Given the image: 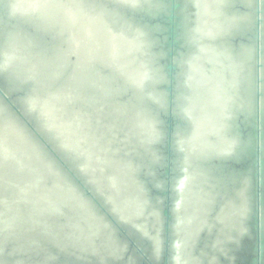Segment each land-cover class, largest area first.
Here are the masks:
<instances>
[{"label":"bare ground","instance_id":"6f19581e","mask_svg":"<svg viewBox=\"0 0 264 264\" xmlns=\"http://www.w3.org/2000/svg\"><path fill=\"white\" fill-rule=\"evenodd\" d=\"M186 4L168 260L238 264L253 238L254 168L231 160L251 153L236 133L255 110V0ZM159 5L0 0V89L19 112L0 98V264H140L118 226L159 264L168 104L162 48L138 16ZM261 33L264 110V19Z\"/></svg>","mask_w":264,"mask_h":264},{"label":"water","instance_id":"95a60500","mask_svg":"<svg viewBox=\"0 0 264 264\" xmlns=\"http://www.w3.org/2000/svg\"><path fill=\"white\" fill-rule=\"evenodd\" d=\"M158 2L163 3V7L160 6L158 12H154L152 10L149 14L138 16L141 18L140 21L145 24L149 30L154 33L155 37H158V41L160 43L159 46L162 48V58L158 60L160 61V66L163 68V72L165 75L164 80L162 81L161 88H163V94L167 95V104H168V114L164 116L166 123V140L164 141V146H162V142L159 143L162 146L161 154L158 153L159 159L158 162L165 161L160 169L158 170L160 182H163L164 189L155 190L157 194H159V200L161 201L164 198L163 206V214L165 217L164 224V249H163V257L161 258L159 264H169L168 254H169V237H170V222H171V197H172V189L171 186L172 180H174L175 174V161L177 155L173 153V130L175 129L174 123H179L181 125L184 122L178 117L174 118L173 109L175 105V93L177 92L175 84L177 83V76L179 74V59L181 58V54L186 52L188 49L187 44H182V38L187 36V19H185V14H187L188 10H185L184 7L186 4V0H158ZM184 5V6H183ZM261 0H255L254 7V15L255 21L253 25V35H251V39L248 43H252L255 49V110L252 117V124L244 125L241 123V119L243 115L239 116L238 121V138L240 140V146L237 150H241L243 146H245L246 141H250V155L245 156L243 154L242 160L232 161L233 166L236 171H244L246 167L250 164L253 166L254 171L252 172V177L254 178V194H255V211L253 214V221L251 222V230L253 233V238H246L245 243L249 244V252L245 251L243 256L245 257L244 262H239L238 264H264V234H261V204L264 203V179H262V173L264 172V144L261 147V143H264V110L261 108L260 96H261V54H262V43L261 40V22L264 18H261ZM162 8V9H161ZM135 9V8H134ZM3 25V24H1ZM243 39V38H242ZM263 80V78H262ZM0 98L5 103L11 107V110L19 115V112L10 101L9 97L5 95V93L0 89ZM175 131V130H174ZM252 133V137L250 134ZM239 145V144H238ZM243 151L241 152V154ZM236 155V154H234ZM174 158V160H173ZM216 163V159L214 160ZM213 161V162H214ZM174 163V170H173ZM214 163V164H215ZM162 188V187H161ZM84 192L88 194L89 190L84 188ZM263 197V200H262ZM117 232L116 236L120 240H125L134 254V256L139 257L140 264H154L144 253L142 250V246L146 245V242L138 244L135 242L122 227H116ZM137 243V244H136ZM141 246V247H140ZM144 247V248H145Z\"/></svg>","mask_w":264,"mask_h":264}]
</instances>
